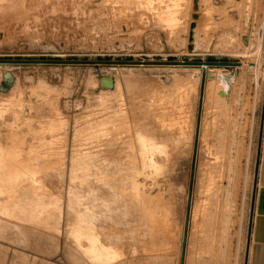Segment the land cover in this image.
Listing matches in <instances>:
<instances>
[{"label": "rangeland", "instance_id": "rangeland-1", "mask_svg": "<svg viewBox=\"0 0 264 264\" xmlns=\"http://www.w3.org/2000/svg\"><path fill=\"white\" fill-rule=\"evenodd\" d=\"M263 127L264 0H0V264H245Z\"/></svg>", "mask_w": 264, "mask_h": 264}, {"label": "crops", "instance_id": "crops-1", "mask_svg": "<svg viewBox=\"0 0 264 264\" xmlns=\"http://www.w3.org/2000/svg\"><path fill=\"white\" fill-rule=\"evenodd\" d=\"M245 264H264V127L259 166V179Z\"/></svg>", "mask_w": 264, "mask_h": 264}, {"label": "bare ground", "instance_id": "bare-ground-1", "mask_svg": "<svg viewBox=\"0 0 264 264\" xmlns=\"http://www.w3.org/2000/svg\"><path fill=\"white\" fill-rule=\"evenodd\" d=\"M203 71H204V69H203ZM205 71H207V70H205ZM222 78V77H221ZM220 78V79H221ZM223 79V78H222ZM111 118H112V116H111ZM114 118V117H113ZM133 119H138V117H134ZM142 119V118H141ZM137 142L139 143L138 145L140 146V156H141V158H142V167H139V168H141L140 169V171L143 173V172H146V169L147 168H150V169H152V171L154 172V173H156L157 171H159V170H157V161H156V159H154V156H155V154H162V150H160V148L159 149H157L155 146H153V144H151V142L150 141H146L145 139H143V138H141V139H139V140H137ZM155 145H156V143H155ZM136 148V147H135ZM136 150V149H135ZM139 152V151H138ZM137 154V153H136ZM163 154H165V153H163ZM157 156V155H156ZM159 157H161V156H159ZM125 158V157H124ZM128 158V157H127ZM140 158V159H141ZM157 158V157H156ZM162 158V157H161ZM122 159V158H121ZM131 159L132 158H130V161H131ZM138 160H139V157H138ZM122 161V160H121ZM128 161H129V159H128ZM134 161V160H133ZM133 161H131L132 162V164L134 163ZM124 161H122V163H123ZM139 162V161H138ZM102 164V163H101ZM105 164V163H104ZM115 164V163H114ZM127 164H129V163H127ZM126 164V165H127ZM131 164V163H130ZM164 164V163H163ZM105 165H107V164H105ZM104 165V166H105ZM113 165V164H112ZM111 165V166H112ZM116 165V164H115ZM140 165H141V163H140ZM103 166V167H104ZM114 166V165H113ZM161 166V165H160ZM159 166V167H160ZM102 167V166H101ZM108 167H110V166H108ZM128 167V166H127ZM158 167V168H159ZM111 169V168H110ZM101 170V169H100ZM102 171V170H101ZM161 171H162V169H161ZM160 171V172H161ZM104 172V171H103ZM10 175V174H9ZM2 179V178H1ZM3 180V179H2ZM6 180V179H5ZM4 180V182H6L7 183V181H5ZM24 181V180H23ZM91 198V197H90ZM101 210V209H100ZM97 211V210H96ZM110 216V215H109ZM100 217L98 216V218L96 217L95 219H96V224H94V227L92 228L93 229V233L95 234V235H93V240L95 241L96 239H98V238H95V236L97 235V236H100V232L101 231H99V233H97L98 232V228L97 227H99V225L102 227V225H101V221H100V219H99ZM98 221H99V223H98ZM87 227V226H86ZM160 227H162V226H160ZM159 227V228H160ZM90 229V228H89ZM161 229V228H160ZM87 230H88V228H87ZM159 230V229H158ZM86 231V230H85ZM157 231V230H156ZM89 232V231H88ZM92 232V231H91ZM82 233V232H81ZM84 234V233H83ZM89 234V233H88ZM159 234H160V232H159ZM104 235V234H103ZM101 236H102V234H101ZM90 237H91V235H90ZM86 238V237H85ZM87 239V238H86ZM90 239V238H89ZM91 239H92V237H91ZM101 239V238H100ZM99 240V239H98ZM91 241V240H90ZM90 241H89V243H87V244H89V246H90ZM95 242H97V241H95ZM102 242V241H101ZM98 243V242H97ZM99 244V243H98ZM101 244V243H100ZM103 244V243H102ZM95 245H97V244H95ZM92 246H94V245H92ZM98 246V245H97ZM101 246V245H100ZM103 247V246H102ZM101 247V248H102ZM104 248V247H103ZM102 248V249H103ZM106 248V247H105ZM105 248H104V250H105ZM108 248V247H107ZM87 249V248H86ZM99 249H100V247H99ZM102 249H100V251L99 250H97V252H96V256H95V258H97V259H95L94 257V259L96 260V262L99 264H103L101 261H103L102 259V257H103V255H104V251L102 250ZM109 249H111V248H109ZM113 249V248H112ZM95 250V249H94ZM114 250V249H113ZM93 252L94 251H92V254H93ZM113 253V252H112ZM106 254H108V253H106ZM116 254H117V251H116ZM116 254L114 255V256H116ZM110 255V254H109ZM109 255H107V256H109ZM113 255V254H112ZM111 255V256H112ZM86 256V255H85ZM89 257V256H88ZM93 260V259H92ZM106 261V260H105ZM95 262V261H94ZM95 262V263H96ZM109 263V262H108Z\"/></svg>", "mask_w": 264, "mask_h": 264}, {"label": "water", "instance_id": "water-1", "mask_svg": "<svg viewBox=\"0 0 264 264\" xmlns=\"http://www.w3.org/2000/svg\"><path fill=\"white\" fill-rule=\"evenodd\" d=\"M205 70H206V66H204V71ZM186 225H188V220L186 222ZM186 240H187V229H186L185 235H184V240H183L184 244L186 243ZM184 251H185V246L183 247V253H184ZM182 264H183V257H182Z\"/></svg>", "mask_w": 264, "mask_h": 264}]
</instances>
